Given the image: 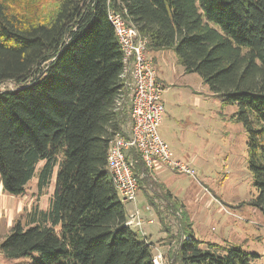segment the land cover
Returning a JSON list of instances; mask_svg holds the SVG:
<instances>
[{"label": "trees", "instance_id": "trees-1", "mask_svg": "<svg viewBox=\"0 0 264 264\" xmlns=\"http://www.w3.org/2000/svg\"><path fill=\"white\" fill-rule=\"evenodd\" d=\"M33 6L0 0V86L14 85L0 91V186L22 197L35 177L41 197L56 169L55 188L46 210L13 222L0 243L5 260L156 264L141 231L125 226L105 165L110 141L123 136L115 103L127 91L109 10L146 38V50H171L185 75L237 108L228 119L247 134L250 205L264 220V0H55L35 18ZM130 159L138 193L149 171ZM164 199L173 212L176 201ZM180 222L173 264H257L259 255L239 247L195 240L186 213Z\"/></svg>", "mask_w": 264, "mask_h": 264}, {"label": "rangeland", "instance_id": "rangeland-1", "mask_svg": "<svg viewBox=\"0 0 264 264\" xmlns=\"http://www.w3.org/2000/svg\"><path fill=\"white\" fill-rule=\"evenodd\" d=\"M54 1L34 0L33 8H36L33 18L46 15ZM30 12L27 11L28 15H31ZM174 61V54L168 52L158 62L165 78L161 98L164 114L158 135L174 155L189 163L196 180L165 169L168 175L162 177V181L166 183L157 177L158 181L149 177V183L143 182L138 189L135 202L124 207L128 213L143 210L152 214L150 220L154 224L143 230V235L150 244L156 264H173L177 241L183 238L179 232L183 212L187 214L189 231L195 240L227 249L239 247L259 255L257 264H263L264 220L250 205L255 190L247 169V134L240 123L228 119L237 108L220 105L196 74H186L180 78L175 70L181 71V67L176 66ZM11 89H14L13 84L0 86V91ZM196 98L200 101L198 106L195 105ZM123 108L124 125H128L129 110L126 104ZM193 157L197 160L190 163L188 159ZM41 166L42 163L36 166V172ZM55 173L56 169L41 197L37 196L35 177L29 181L22 197L6 196L0 186V243L15 220L25 224L26 216L33 208L40 211L47 209L55 188ZM165 192L171 194V201L177 203L172 206L173 212L164 199ZM143 194L148 196L151 205ZM159 219L174 239L167 238ZM0 264H30V261H8L0 255Z\"/></svg>", "mask_w": 264, "mask_h": 264}, {"label": "built area", "instance_id": "built-area-1", "mask_svg": "<svg viewBox=\"0 0 264 264\" xmlns=\"http://www.w3.org/2000/svg\"><path fill=\"white\" fill-rule=\"evenodd\" d=\"M107 20L113 27L119 49L122 53L124 73L128 72L131 82H124L126 95H120L115 103L117 111L122 110L129 97L128 132L115 135L107 148L105 165L109 179L124 205L135 202L137 182L132 172L131 154L138 156L147 171L161 166L169 172L196 180L188 164L174 159L166 143L158 135L164 107L161 104L163 85L156 79L155 70L147 58L146 38L139 35L122 17L109 10ZM139 212L127 214L125 226L141 231Z\"/></svg>", "mask_w": 264, "mask_h": 264}, {"label": "crops", "instance_id": "crops-1", "mask_svg": "<svg viewBox=\"0 0 264 264\" xmlns=\"http://www.w3.org/2000/svg\"><path fill=\"white\" fill-rule=\"evenodd\" d=\"M147 51V58L150 60L151 62V65H153L154 67V70H155V76H156V79H158L163 86H165V78H163L161 72H160V68H159V64L158 62H161L163 60V58H165V55L169 52L170 54H173V52L171 50H162V51H149V50H146ZM174 64L177 66L176 64V59L174 61ZM175 74L177 75H180V78L183 77L185 74L183 73V69L181 68V71H177L175 70ZM129 73L128 72H125L124 73V77L122 78L123 80V83L124 82H131V79L129 77ZM193 95L195 93H192ZM129 97H127V100H126V107L128 108L129 106ZM199 99L196 98L195 99V105H199ZM129 110V108H128ZM164 114V113H163ZM129 127H130V123L127 125H123L122 126V134L125 135L128 130H129ZM163 140V139H162ZM169 149V148H168ZM171 152V150H170ZM171 155L174 159H177L181 162H185L187 163L186 161H184V159H179L178 156L174 155L173 152H171ZM197 160V158L193 157L192 159H188V161L190 163H194L195 161ZM189 164V163H188ZM191 165V164H190ZM192 167V166H191ZM168 171H166L163 167L159 166L157 168H155V170L153 171H150L148 172L149 173V177H152L154 178V180H157V178L160 179V181L162 183H166L165 181H162V177H165L168 175L167 173ZM157 177V178H156ZM173 177V176H172ZM158 181V180H157ZM138 196V195H137ZM143 197L146 198L143 194ZM145 204V203H144ZM142 206V205H141ZM126 214H128V212L126 211ZM150 217H152V214L151 213H147V212H144L143 210L141 211L140 210V213H139V219L140 221L142 222V225H141V234H143V230H145L148 226H151L152 224H154V222L152 220H150ZM159 224V223H158ZM145 232V231H144Z\"/></svg>", "mask_w": 264, "mask_h": 264}]
</instances>
